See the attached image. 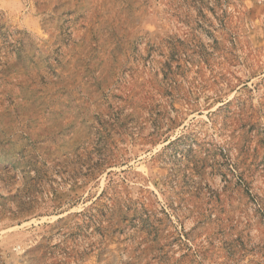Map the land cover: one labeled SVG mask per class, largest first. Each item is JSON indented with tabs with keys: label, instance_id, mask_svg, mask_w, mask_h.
<instances>
[{
	"label": "rangeland",
	"instance_id": "1",
	"mask_svg": "<svg viewBox=\"0 0 264 264\" xmlns=\"http://www.w3.org/2000/svg\"><path fill=\"white\" fill-rule=\"evenodd\" d=\"M0 264H264V0H0Z\"/></svg>",
	"mask_w": 264,
	"mask_h": 264
}]
</instances>
